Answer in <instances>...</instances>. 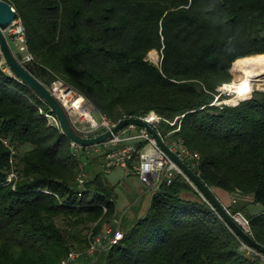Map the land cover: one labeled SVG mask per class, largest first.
Instances as JSON below:
<instances>
[{
  "label": "trees",
  "instance_id": "obj_1",
  "mask_svg": "<svg viewBox=\"0 0 264 264\" xmlns=\"http://www.w3.org/2000/svg\"><path fill=\"white\" fill-rule=\"evenodd\" d=\"M4 1L25 29L33 59L24 67L33 76L47 87L62 81L115 123L155 112L158 132L198 156L191 168L234 196L228 212L241 214L264 246V91L217 104L225 99L219 88L238 75L236 61L264 56V0ZM151 51L159 65L147 59ZM6 68L0 65V264H60L88 247L91 229L98 234L114 220L117 196L104 172L78 188L71 141L49 124L47 103ZM12 169L15 190L6 182ZM123 232L101 254L105 264L264 262L246 253L182 176L162 184L146 215Z\"/></svg>",
  "mask_w": 264,
  "mask_h": 264
},
{
  "label": "built area",
  "instance_id": "obj_2",
  "mask_svg": "<svg viewBox=\"0 0 264 264\" xmlns=\"http://www.w3.org/2000/svg\"><path fill=\"white\" fill-rule=\"evenodd\" d=\"M12 28L15 30L14 33L19 35L22 42L20 51L23 54L24 62L31 61L33 56L28 52L25 41V29L20 19H16L7 31L12 30ZM48 88L64 108L72 128L79 136L84 138L97 137L110 131L117 124L107 115L100 112L85 96L62 81L57 80ZM43 114L51 126L57 127L63 132L57 116L51 109L50 112H43ZM152 115L153 113L151 112L142 119L150 123L157 130L156 125L160 122L161 118L157 114ZM171 124L173 125L174 123ZM176 131H179V127L174 132ZM171 134L167 135V137H170ZM161 137L170 150L188 166L194 167L197 164L198 156L185 146L182 139L168 140L162 135ZM5 143L7 144V142ZM71 146L74 155L79 160L78 175L76 178L79 189H83L88 181L87 162L83 160V157L86 156L88 158L91 153H96V156L100 157L104 173L108 174L115 168H123L128 174L137 177L152 195L158 191L162 184H171L177 176H182L189 181L184 172L161 149L151 134L146 129L138 126L124 128L104 144L81 146L71 142ZM11 149L12 155H14L15 151L13 148ZM17 180L18 173L12 169L7 174L6 182L12 184V188L15 190ZM124 215L125 213H123L119 220H113L116 224L115 229L107 225L108 223L104 224L102 231L98 234H94L91 229L88 233V247L83 252L71 250L60 264H72L80 258L101 254L117 245L124 237V232L119 229ZM236 216H240V214ZM245 222L248 226V222L246 220ZM246 231L249 232V227ZM104 239H107V244L102 246ZM243 247L246 253H258L245 243Z\"/></svg>",
  "mask_w": 264,
  "mask_h": 264
},
{
  "label": "water",
  "instance_id": "obj_3",
  "mask_svg": "<svg viewBox=\"0 0 264 264\" xmlns=\"http://www.w3.org/2000/svg\"><path fill=\"white\" fill-rule=\"evenodd\" d=\"M15 20L16 11H14L13 6L7 1L0 0L1 55L5 60L9 71L21 83L29 87L41 100L47 103L52 112L57 116L61 124L63 133L68 137L71 142L81 146L100 145L111 140L115 134H117L128 126H138L146 129L156 140L161 149L164 150L166 154L170 157V159L179 166V168L189 179L190 183L197 189L200 195L211 205V207L217 212V214L233 231V233L250 248L256 250L261 256L264 257V246L254 240V238L248 233V231H246V229L238 223L237 216H232L228 212L227 207L219 201V199L214 194L212 188L208 187L207 184L199 177L198 174L194 172V170L190 166H188L183 160H181L175 153L170 150V148L163 141L161 135L157 132V130L144 119L139 117H127L120 120L110 131L98 135L97 137L84 138L79 136L72 128L64 108L62 107L60 102L52 95L49 88L45 86L41 81H39L35 76H33L24 67V65L21 64L14 56L6 39L5 32L15 22ZM152 113L156 115L155 112Z\"/></svg>",
  "mask_w": 264,
  "mask_h": 264
},
{
  "label": "rangeland",
  "instance_id": "obj_4",
  "mask_svg": "<svg viewBox=\"0 0 264 264\" xmlns=\"http://www.w3.org/2000/svg\"><path fill=\"white\" fill-rule=\"evenodd\" d=\"M15 29V28H14ZM15 30H8L5 32V36L6 39L8 41V44L14 54V56L17 58V60L21 63V64H25L26 62H24L23 60V54L20 51V48L22 46V42L20 40V37L18 34L14 33ZM147 59L149 61H151L153 64L155 65H159L160 63V55L157 53V56H150L148 55ZM6 64L5 60L3 59L0 62V65ZM235 68H236V64H235ZM8 73H10L8 67L5 69ZM237 70V68H236ZM238 71V75L236 73H232V82H236L237 84V90L235 92H228L225 90H222L221 88H219V93L220 95H222L223 97H225V99L223 101H219L217 102V104H226V105H231L234 106L233 103H239L243 100H241L242 98V93H247L249 94L250 98L252 97L254 91H264V84L260 85L258 83H254L251 87L245 86L243 84V80L241 78V73L239 70ZM218 98V97H217ZM249 98V99H250ZM96 153H91L89 155V157L87 158L86 156L83 157V160H85L87 162V173H88V179H91L90 176L92 174L93 169H97L98 166H100V162L101 160H96L99 156H96ZM100 159V157H99ZM112 172V174H110ZM110 173L106 174V179L109 182V184H111L114 189H115V194L117 196L116 199V205L118 210H120L121 212L118 213V215L115 216L114 219L119 220L120 217L123 215V213H125L124 217L121 220L120 223V227L119 229L121 231H126L128 229V224H127V214L130 211L135 210L136 203H138L139 198H137V195H135V192L138 193V189L139 186L138 185V180L135 178V176L130 175L126 172L125 169L123 168H118L116 171H111ZM130 190H129V188ZM136 193V194H137ZM131 205V208H130ZM142 208L141 210L144 209L145 207V203L141 204ZM238 220L239 222L242 224V226H244V228L246 230H248V226L247 223L245 222L243 216L240 214V216ZM58 224L60 226H66L65 224V220L63 219H58ZM107 225H110L112 228H116V224L114 223V221H111L110 223H108ZM107 244V239L103 240L102 246H105ZM85 250V249H84ZM84 250H77L80 252H83ZM102 254V253H101ZM101 254H95L94 256L91 257H84L83 260L78 259L75 262H73L72 264H105L103 261V256L101 257ZM264 264V262H263Z\"/></svg>",
  "mask_w": 264,
  "mask_h": 264
},
{
  "label": "bare ground",
  "instance_id": "obj_5",
  "mask_svg": "<svg viewBox=\"0 0 264 264\" xmlns=\"http://www.w3.org/2000/svg\"><path fill=\"white\" fill-rule=\"evenodd\" d=\"M149 55L151 57L152 56L156 57L157 52L151 51L149 53ZM236 68H237V70L240 71L241 78H242L243 84L245 86L251 87L254 83H258L260 85L264 84V56L254 55V56L238 59L236 61ZM220 88L222 90H225V91L232 93V92H235L237 90V84H236V82H230V83L224 84ZM249 98H250L249 94L242 93L241 100H246ZM233 104L235 105L236 103H233ZM238 218L239 217H237L238 223L240 225H242L239 222Z\"/></svg>",
  "mask_w": 264,
  "mask_h": 264
},
{
  "label": "crops",
  "instance_id": "obj_6",
  "mask_svg": "<svg viewBox=\"0 0 264 264\" xmlns=\"http://www.w3.org/2000/svg\"><path fill=\"white\" fill-rule=\"evenodd\" d=\"M117 169L118 168H115L112 171L114 172ZM101 172H104V171L102 169L101 162H100V166H98V168L96 170L93 169L90 178H93L97 173H101ZM110 174H112V172ZM135 178L139 182L138 185H141V186H139L138 193L135 192V195H137V198H139L138 203H136V206H134L135 210L130 211L126 215L127 219H128V221H127L128 229L130 227H132L133 224H135L138 220L142 219L146 215V213L150 207L151 200H152V194L150 193V191L144 186V184L141 183V181L137 177H135ZM129 190H130V188H129ZM212 190H213L214 194L216 195V197L219 199V201L224 206L229 207L233 203L234 196L232 194H230V193H228V192H226L220 188L212 187ZM143 203H145V207L143 210H141V208H142L141 204H143ZM130 208H131V205H130ZM119 212H121V211L118 210L117 205H116V215H118Z\"/></svg>",
  "mask_w": 264,
  "mask_h": 264
}]
</instances>
